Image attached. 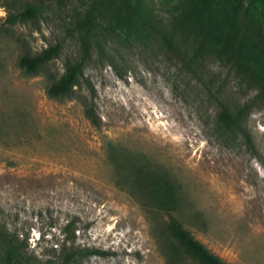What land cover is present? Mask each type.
<instances>
[{
	"label": "rangeland",
	"instance_id": "1",
	"mask_svg": "<svg viewBox=\"0 0 264 264\" xmlns=\"http://www.w3.org/2000/svg\"><path fill=\"white\" fill-rule=\"evenodd\" d=\"M178 1L131 0L148 24L130 35L117 29L106 47L115 67L93 55L74 95L58 100L46 88L80 56L74 19L105 0H0V226L22 264H53L71 249L103 253L77 264H170L171 218L227 264H264V106L242 115L253 148L220 137V105L238 108L253 94L217 63L198 77L177 63L156 32L168 29ZM230 1L253 25L242 36L264 48V0ZM27 4L36 18L8 23ZM56 43L62 50L44 70L19 68L22 54ZM83 79L95 90L99 128L83 114ZM144 173L174 184L177 211L149 202Z\"/></svg>",
	"mask_w": 264,
	"mask_h": 264
},
{
	"label": "trees",
	"instance_id": "2",
	"mask_svg": "<svg viewBox=\"0 0 264 264\" xmlns=\"http://www.w3.org/2000/svg\"><path fill=\"white\" fill-rule=\"evenodd\" d=\"M39 12L37 7L27 4L16 14L10 13L8 23L34 20ZM239 12L236 3L230 0L178 1L172 7L168 29L157 31L156 36L166 45L177 63H181L182 69L192 76L198 77L206 62L217 63L230 72L235 81L238 79L240 87L253 94L249 101L238 108L231 109L229 105L221 104L216 119L220 137L230 141L240 139L247 147L253 148L242 115L252 107L264 106V48L256 41L249 42L242 36L244 28L245 33L255 34V31L252 30L253 25L248 18L247 23H243L242 18L245 17ZM236 13L240 20L236 18ZM147 24L144 14L131 0H105L101 7L94 4L81 16L77 15L71 35L76 36L80 56L65 61L63 73L51 80L46 88V95L58 100L74 95L75 88L80 86L84 77V67L92 60L93 55L115 67L112 59L106 54L108 40H114L117 29L130 35L136 32L137 26L144 27ZM240 24V31H237L236 26ZM61 50L62 44L56 43L38 54L24 53L18 59V66L25 75H36L56 59ZM118 76L122 78L121 74ZM83 84L89 93V100L81 99L83 114L91 125L99 128L101 121L92 100L95 95L94 87L87 79H83ZM139 182L144 195L158 211H177L179 199L172 182L146 173ZM72 226L73 223L69 222L64 229L65 241L71 243L74 238L67 233L71 231ZM167 232L174 241L167 249L170 264H183L187 260L194 264H227L196 240L178 220H169ZM0 250V264H22L26 259L1 226ZM79 255L103 253L96 249H71L64 251L59 261L53 264H77Z\"/></svg>",
	"mask_w": 264,
	"mask_h": 264
}]
</instances>
